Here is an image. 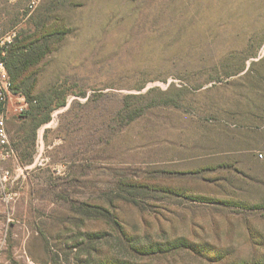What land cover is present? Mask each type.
<instances>
[{
  "label": "rangeland",
  "instance_id": "rangeland-1",
  "mask_svg": "<svg viewBox=\"0 0 264 264\" xmlns=\"http://www.w3.org/2000/svg\"><path fill=\"white\" fill-rule=\"evenodd\" d=\"M43 20L35 92L66 93L6 117L0 264H262L264 0H0L6 43Z\"/></svg>",
  "mask_w": 264,
  "mask_h": 264
},
{
  "label": "trees",
  "instance_id": "trees-1",
  "mask_svg": "<svg viewBox=\"0 0 264 264\" xmlns=\"http://www.w3.org/2000/svg\"><path fill=\"white\" fill-rule=\"evenodd\" d=\"M29 29L30 28L27 27L22 28L17 34L13 35L12 40L4 45V55L0 54V61L3 63L9 77L11 94L24 97L26 102L25 109L22 112L11 115L19 119L27 116V118H29L28 124L30 125V131H32V135H35L36 129L49 120V112L55 100L59 98L64 99L66 93V91H64L65 89L55 86L51 88L48 95L43 94V92H35V90H37V73L35 69L49 51V42L47 39L54 33L58 34L59 38H61L64 32L60 30L57 31V29L52 32L51 25L47 24L45 20L40 22L39 25H36L33 30ZM174 100L175 99L172 98L171 100L166 99L163 103H173ZM63 103L62 100L59 105ZM5 121L7 127V118ZM129 185L132 186V184ZM196 199H198V201H205L202 200V198H195L192 200ZM96 208L98 209L97 211H99L98 217L116 223L107 209L102 206ZM84 209L89 212L93 208L86 207ZM116 225L118 224L116 223ZM130 239L129 244H131V248L135 251L138 249L141 253L146 255L179 248L192 249L191 244L186 239L172 240L168 246L160 242L149 241V243H142L141 241ZM130 262L129 259L124 261L111 260L109 264H131ZM142 264L149 263L143 262ZM262 264H264V262Z\"/></svg>",
  "mask_w": 264,
  "mask_h": 264
},
{
  "label": "built area",
  "instance_id": "built-area-1",
  "mask_svg": "<svg viewBox=\"0 0 264 264\" xmlns=\"http://www.w3.org/2000/svg\"><path fill=\"white\" fill-rule=\"evenodd\" d=\"M17 1V0H10ZM1 31V28H0ZM14 35V34H13ZM8 40L7 42H9ZM6 44V40L0 37V54L4 55V45ZM9 95H12L10 92V81L5 71L3 63L0 61V148L8 147L12 152V149L9 147V136L6 127V117L8 114L20 113L25 109L26 102L24 97L15 96L18 99V102L10 109L8 107V99ZM14 96V95H13ZM8 149L6 150V154L8 155L10 152ZM1 152V151H0ZM259 156H262L261 154Z\"/></svg>",
  "mask_w": 264,
  "mask_h": 264
}]
</instances>
